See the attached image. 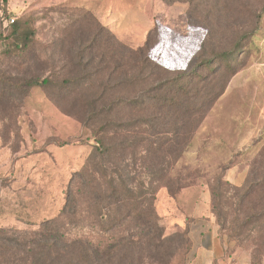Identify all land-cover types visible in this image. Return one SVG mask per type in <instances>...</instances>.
I'll use <instances>...</instances> for the list:
<instances>
[{
    "label": "rangeland",
    "instance_id": "rangeland-1",
    "mask_svg": "<svg viewBox=\"0 0 264 264\" xmlns=\"http://www.w3.org/2000/svg\"><path fill=\"white\" fill-rule=\"evenodd\" d=\"M195 3L203 13L212 11L201 19L203 24L196 15L190 20L191 3L187 0H0V36L7 34L12 18L24 20L36 30L31 53L0 54V97L5 95L3 88L21 80L17 78L34 74L51 76L53 81L47 88L32 87L26 97L14 91L11 101L0 105V229L4 236L28 244L61 230L69 237L82 235L101 245L110 253L107 264H191L194 244L190 226L197 216L213 214L211 184L215 177L221 173L232 185L243 186L264 149V0ZM258 20V31L239 57V71L228 81L226 74L212 75L199 87L216 95L226 84L200 124L195 128L194 121L188 126L187 131L195 128L194 133L177 162V151L163 160L161 153V158L149 157L139 145L135 159L130 157L131 150L122 148L113 157L97 156L95 162L103 168L100 183L77 175L97 144L92 127L84 123L89 113L84 111V102L98 97L105 85L115 84L121 76L114 67L123 52L100 30L101 25L129 48L138 49L149 41L151 57L166 68L190 70L202 60L231 50L235 23L240 30L253 29ZM92 40L95 45L90 51ZM2 50L0 37V53ZM128 71L131 77L138 75L135 61ZM64 80L73 81L67 90L60 87ZM151 83L136 82L125 88L130 100L144 103L118 108L108 113L114 114L109 117L147 119L155 114L153 93L147 92ZM118 94L117 88L108 91L106 102ZM197 102L198 107L201 101ZM185 114L201 112L196 109ZM96 120L98 128L106 122L102 117ZM165 128L171 129L170 125ZM111 135L113 143L121 147L126 132L121 129ZM166 161L170 171L165 176L162 167ZM154 164H159L158 168L148 175V165ZM107 166L118 173L106 171ZM103 172L115 175L121 192L127 184L138 190V183L148 187L154 182L155 209L167 239L159 253L144 248L141 256L136 249L120 245V237L129 232L124 227L101 231L97 215L106 207L100 194L111 190L102 182ZM71 185L72 199L66 206ZM229 188L224 212L230 220L239 213L246 216L251 203L245 199L243 207L236 189ZM54 220L57 224L45 229L47 221ZM218 234L229 264H264V217L247 222L240 237H232L219 226Z\"/></svg>",
    "mask_w": 264,
    "mask_h": 264
},
{
    "label": "trees",
    "instance_id": "trees-1",
    "mask_svg": "<svg viewBox=\"0 0 264 264\" xmlns=\"http://www.w3.org/2000/svg\"><path fill=\"white\" fill-rule=\"evenodd\" d=\"M164 1L174 3L184 0ZM187 1L191 3L188 12L190 20H193L194 15H196V19L199 18L201 20L205 19V17L208 18L212 14L211 10H205L204 13L199 10L200 4L195 3L196 0ZM198 23L203 24L205 22L201 20ZM190 24H193L192 21ZM258 24L259 20L256 21L255 28H242L240 30L235 23L232 26V31L235 30L236 34L232 37L233 45L231 50L214 58L202 60L190 70H170L166 68L151 57L149 41H146L145 45L138 49L129 48L108 31L105 26L101 25L100 30L111 41H115L118 48L123 52H121L122 54L114 67V72H120L121 76L115 84L105 85L98 97L84 102V111L89 110V113L85 114L84 123L86 126L90 125L92 127L93 136L97 144L87 165L77 175L80 178H89L92 182L100 183V173L103 168L99 163L95 162L97 156L106 155L113 157L118 149L122 148L123 150H131L130 157L135 159L138 151L136 148L139 145H143L142 150L149 157H162L163 160L177 151L178 155L174 160L177 162L181 155L187 151L194 129L205 117V113L211 107L210 105L214 99L223 94L226 84L221 87L216 95L203 91V88L199 87L203 84L206 85L212 75L226 74L227 77L224 76L225 81H228L230 76L239 71L242 65L239 57L248 50L252 37L258 31ZM0 37L3 41V50L0 54L25 56L31 53L36 30L24 20H14L12 24H8L7 34H1ZM94 42L95 40H92L89 43L90 51L95 45ZM231 55H233L232 58ZM133 61H135L140 71L135 77H131L130 71H128V65ZM17 79H21L17 84H10L8 88H3L2 94L5 95L0 97V105L2 101L10 102L9 96L14 91H18L22 97H26L32 87L42 86L47 88L53 82L51 76L34 74ZM150 80L152 85L147 89V92L153 93L151 98L154 100L155 114L148 116L147 119L128 117L114 120L109 117L114 114L108 113L114 112L118 108L143 104L144 102L139 100H130L123 90L133 86L136 82L145 84ZM72 85L73 81L64 80L60 87L67 90ZM116 88L119 94L111 101L106 102L108 91H116ZM196 100L198 102L201 101L198 107L194 104ZM55 103L65 110L59 102ZM205 103H208L206 108H204L206 106ZM193 106H196V108L194 109ZM196 109L201 114H185ZM101 117L106 122L98 128V126H95L96 119ZM192 123L195 128L193 126L194 129L187 131L188 126ZM144 125L148 128H144ZM168 125L171 127L170 130L165 128ZM121 129L126 132V139L121 143L120 147L113 143L112 135L111 137L109 135L110 132L116 133ZM128 133L130 134L129 136L127 135ZM160 153L161 157L159 156ZM143 159L145 160V158ZM166 163L167 165L162 167V172L165 176L170 171V168L167 167H170V162L166 161ZM154 165H148V175H150L149 173H155L158 168H156V165L159 164ZM108 169L109 172L118 173L116 169H110L109 166L105 168L106 171ZM262 175H264V149H262L251 166L243 186L232 185L231 182L225 180L221 173L215 177L211 184L213 214L221 231H230L232 237H240L239 235L243 233V228L246 227L247 222L250 224L254 217H264V178L261 179ZM102 177H104L102 182L106 186L108 185L111 190H106L103 195L100 194L101 201L105 203L104 207H106L105 210H101L97 215L101 231L107 232V229L124 227V230L128 229L129 232L127 235L120 237V245L123 244L126 247L136 249L141 256H144V248H147V250L151 248L159 253L167 239L164 228L160 224V217L155 209L156 189L154 188V182H151L148 187H145V183H138L140 184L139 187L137 186L138 190L129 187L130 185L127 184L125 192H121L115 175L104 173ZM229 187L236 189L239 194V204H242L243 207L245 199L251 203L250 213H247L246 216H241L242 214L239 213L238 218L230 220L229 214L224 212V202L227 198L226 195L230 191ZM69 190L66 206H69V202L72 199L73 185L70 186ZM171 193H176V191ZM64 213L65 210L62 215ZM57 222L58 220L47 221L46 224L49 225L44 224L43 227L46 225L45 229H50V225H55ZM4 233L5 231L0 229V264H44L46 262L51 264H107L110 261L108 258L110 253L108 251L103 250L101 245L93 244L82 235L69 237L65 232L57 230L53 233L49 232L45 237L42 236V238L37 239L36 242L25 243V245L18 240L9 239V237L3 235ZM130 262L134 263L133 261Z\"/></svg>",
    "mask_w": 264,
    "mask_h": 264
},
{
    "label": "crops",
    "instance_id": "crops-1",
    "mask_svg": "<svg viewBox=\"0 0 264 264\" xmlns=\"http://www.w3.org/2000/svg\"><path fill=\"white\" fill-rule=\"evenodd\" d=\"M213 215H199L190 226L194 244L191 264H229Z\"/></svg>",
    "mask_w": 264,
    "mask_h": 264
},
{
    "label": "built area",
    "instance_id": "built-area-1",
    "mask_svg": "<svg viewBox=\"0 0 264 264\" xmlns=\"http://www.w3.org/2000/svg\"><path fill=\"white\" fill-rule=\"evenodd\" d=\"M14 20H15V19H14V18H12L10 21L14 22Z\"/></svg>",
    "mask_w": 264,
    "mask_h": 264
}]
</instances>
